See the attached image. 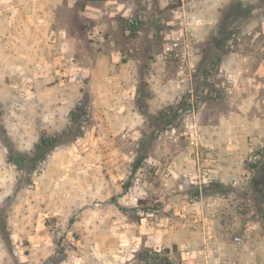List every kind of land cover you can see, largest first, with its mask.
Instances as JSON below:
<instances>
[{
	"label": "rangeland",
	"instance_id": "rangeland-1",
	"mask_svg": "<svg viewBox=\"0 0 264 264\" xmlns=\"http://www.w3.org/2000/svg\"><path fill=\"white\" fill-rule=\"evenodd\" d=\"M87 1L0 0V264H264V0Z\"/></svg>",
	"mask_w": 264,
	"mask_h": 264
},
{
	"label": "crops",
	"instance_id": "crops-1",
	"mask_svg": "<svg viewBox=\"0 0 264 264\" xmlns=\"http://www.w3.org/2000/svg\"><path fill=\"white\" fill-rule=\"evenodd\" d=\"M137 0H88L85 5V11L87 17H90V20L93 22L99 23L100 17H102V10L105 9V6H110V10H124V13L129 12L135 7ZM93 8H99V11L94 10ZM107 9H109L107 7Z\"/></svg>",
	"mask_w": 264,
	"mask_h": 264
},
{
	"label": "trees",
	"instance_id": "trees-1",
	"mask_svg": "<svg viewBox=\"0 0 264 264\" xmlns=\"http://www.w3.org/2000/svg\"><path fill=\"white\" fill-rule=\"evenodd\" d=\"M156 259H157V257H156ZM166 260L168 261L169 264H172V263L170 262V258H169V257L166 258Z\"/></svg>",
	"mask_w": 264,
	"mask_h": 264
},
{
	"label": "built area",
	"instance_id": "built-area-1",
	"mask_svg": "<svg viewBox=\"0 0 264 264\" xmlns=\"http://www.w3.org/2000/svg\"><path fill=\"white\" fill-rule=\"evenodd\" d=\"M236 241H238V242H239V241H240V238H239V237H237V238H236Z\"/></svg>",
	"mask_w": 264,
	"mask_h": 264
}]
</instances>
